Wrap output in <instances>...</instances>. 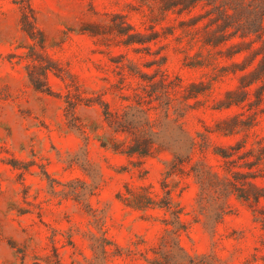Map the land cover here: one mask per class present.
<instances>
[{"label": "rangeland", "instance_id": "rangeland-1", "mask_svg": "<svg viewBox=\"0 0 264 264\" xmlns=\"http://www.w3.org/2000/svg\"><path fill=\"white\" fill-rule=\"evenodd\" d=\"M149 4L0 0V264H147L166 236L163 212L125 206L117 197L125 184L148 187L155 199L169 192L186 227L177 239L194 264H264V227L255 220L264 200L232 195L229 213L212 226L195 218L193 178L167 176L169 151L128 156L111 148L105 108L139 102L159 113L163 99L151 89L164 82L174 86V102L195 85L185 127L209 134L202 158L213 169L224 172L218 148L242 144V166L233 165L242 172L264 154V81L248 86L242 101V72L230 71L242 53L226 57L230 43L203 44V21L185 32L187 15ZM228 96L241 101L226 106ZM253 170L264 187V165ZM89 186L91 194L77 197ZM102 238L105 261L91 247Z\"/></svg>", "mask_w": 264, "mask_h": 264}, {"label": "trees", "instance_id": "trees-1", "mask_svg": "<svg viewBox=\"0 0 264 264\" xmlns=\"http://www.w3.org/2000/svg\"><path fill=\"white\" fill-rule=\"evenodd\" d=\"M149 2L150 7L157 8L160 13H173L178 16L187 15L188 19L181 22L185 32L188 26L194 27L199 22H204L205 35L202 38L204 45L217 47L229 44L225 56L232 58L242 53V61H232L230 71L242 72L239 76L242 87V101L247 94L246 88L261 80L264 81V0H143ZM200 10V11H198ZM28 22L27 15H23ZM130 27V26H129ZM120 33L126 34L123 30ZM139 35V33H135ZM241 38L234 42L233 39ZM152 39V38H150ZM193 39V37L191 38ZM139 41V40H130ZM145 41H149L145 40ZM254 43H259L255 47ZM247 55H243L244 52ZM261 53L256 67L248 71ZM199 63V62H197ZM224 72L228 70L222 68ZM264 84V82H263ZM176 85V84H175ZM182 99L176 100L170 95L171 87L162 83L161 90L151 89L156 93V99L162 98L163 102L159 113L151 115L139 102L123 104L119 110L111 112L108 107L104 110V119L111 129V148L128 156H149L153 152L167 150L171 158L166 162V174L171 176H191L197 185L195 200V218H203L204 222L212 226L219 223L229 213V198H236L247 202L259 204L264 200V187H259L253 179L258 177L253 167L264 165V154L255 157L254 162L245 163L246 172L234 170L233 165L242 166L236 158L242 144L228 148H218L213 153L223 160L224 172L213 169L202 156L209 151L210 137L207 132L196 131L192 135L185 127L184 118L192 109L189 98L196 96L194 84ZM233 94V91L227 95ZM139 97V94H135ZM241 100L226 98V106L238 104ZM236 153V154H235ZM199 155L195 158V155ZM236 156V157H235ZM238 156V157H237ZM94 186L77 194L83 197L91 194ZM117 197L121 202L134 210L147 211L158 209L163 212L162 222L165 226L166 236L160 240L157 248L152 249L153 255L146 257L147 264H194V258L180 245L177 235L185 230L182 210L173 205L169 192L155 199L148 187H132L124 185V190L119 191ZM255 220L264 227V210H259ZM106 238L99 244H92L94 250L98 249L101 260H106L109 255Z\"/></svg>", "mask_w": 264, "mask_h": 264}]
</instances>
